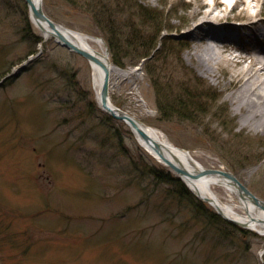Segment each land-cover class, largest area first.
<instances>
[{
	"label": "rangeland",
	"instance_id": "rangeland-1",
	"mask_svg": "<svg viewBox=\"0 0 264 264\" xmlns=\"http://www.w3.org/2000/svg\"><path fill=\"white\" fill-rule=\"evenodd\" d=\"M99 1L114 14L122 43L138 46L137 37L147 40L164 28L161 51L151 60L132 66L139 46L124 50L125 67L114 65L110 77L112 104L205 169L232 173L264 202V125L245 122L237 108L234 93L247 78L246 65L224 62L230 54L222 48L264 49L263 36L241 27L258 5L247 12L236 2L230 10L234 0H219L226 5L213 15L228 16L232 26L191 30L215 17L210 7L191 0ZM89 2L43 0L42 8L57 25L102 38ZM140 6L150 16L139 15ZM205 32L216 53L194 46ZM7 75L0 84V264H264L263 236L212 224L192 199L213 209L194 195H175L159 175H176L125 124L101 123L107 114L95 101L88 62L44 40L22 0H0V81ZM196 79L210 89L206 96ZM179 99L183 114H159L161 104ZM213 192L244 214L225 190Z\"/></svg>",
	"mask_w": 264,
	"mask_h": 264
},
{
	"label": "bare ground",
	"instance_id": "bare-ground-1",
	"mask_svg": "<svg viewBox=\"0 0 264 264\" xmlns=\"http://www.w3.org/2000/svg\"><path fill=\"white\" fill-rule=\"evenodd\" d=\"M34 2L38 0H33ZM208 0H191V2H199V5L201 7H210L209 12L212 13V16L214 14L215 8L219 10H223L222 6L226 5V2H221L219 0H212V4H209L207 2ZM235 4L230 7V10H233L237 8L236 2L239 6H243L242 9H245L248 12V9H250L252 6L255 7L258 5L256 12L249 14L248 17H252L251 19L245 21L244 25L241 27L243 29L250 28L253 31V35H261L264 37V0H234ZM189 3V4H190ZM211 5V6H210ZM257 15V16H256ZM259 15V16H258ZM262 15V16H261ZM204 16V15H203ZM232 21L228 20V16H226V19H222L221 17L218 18V16L213 17V19L210 18H203L202 20H199V22L192 25L191 30H194L197 28V30L200 29L203 25H208L212 29L216 28L217 26H221L224 24H232ZM32 25L37 28L38 30V24L31 19ZM41 26L44 28V33H41L44 40H47L49 38H53L51 36V32L48 30L47 26L45 24H41ZM232 26V25H231ZM60 32L68 39L72 44L86 50L90 54L94 55L96 58L100 59L101 61H104L105 63H109L110 61L107 58L105 48L103 45V42L93 36L85 35L78 33L73 30L66 29L64 27H59ZM208 32L204 33L197 44H195V47H204L203 53H214L215 49L212 46L213 44L209 43L206 39L208 37ZM215 37V35H212ZM222 48L226 49L224 52H229L230 57L224 58V62H227V60H230L234 64H245L246 68L243 69L245 74L247 75L246 80L239 86L237 91L234 93V98L237 102V108L240 110H243L244 118L246 119L245 122L252 120L256 122L257 126L264 125V49L257 50L255 52L247 51L244 52L242 49L238 46L232 47L228 45H222ZM216 53V52H215ZM202 55V51H201ZM200 56V54H199ZM201 58V56L199 57ZM211 58V56H210ZM89 69H90V75H91V89L95 97V101L99 108L107 113L110 114L112 112H115L116 114H119L117 111H110L109 109H102L99 104V94H100V88L103 80V74L101 68L96 65L93 62L88 63ZM110 77L112 73L117 72V68L110 63ZM234 85L240 83V79L237 81L234 80ZM233 97V96H232ZM113 104L110 101V108H113ZM120 112L130 116L132 119H134L136 122L143 124L140 120H138L136 117L132 116L128 112H125L123 110H120ZM146 128V132L155 140H158L160 142V145L163 148L164 155L168 157L172 162L177 164L178 166L188 170L191 173H197L201 169H203V166H201L197 161H195L191 155L186 153L185 150H182L181 148L175 147L172 144L166 142L163 139H160L159 135L155 130H153L150 127H147L144 124ZM134 136L136 138L137 143L141 148H143L150 156H152L157 162L158 157L148 148L145 146V144L140 141V139L136 136L134 133ZM193 160H192V159ZM183 181L185 182L187 188L191 190L193 193L197 194L202 200L204 201H210L211 202V208L219 210L225 217L234 220L238 223H244L247 224L248 228L252 230L253 232L261 235L264 237V212L255 206H253L249 202L240 203L239 207L242 210H247L244 212L243 215H239L235 212L234 207L229 204L222 203L218 197L213 192L214 187H220L227 195L232 198H236V192L232 188V186L227 182V180L223 177L216 176V175H206L204 177H201L198 180H191L187 178H183Z\"/></svg>",
	"mask_w": 264,
	"mask_h": 264
},
{
	"label": "water",
	"instance_id": "water-1",
	"mask_svg": "<svg viewBox=\"0 0 264 264\" xmlns=\"http://www.w3.org/2000/svg\"><path fill=\"white\" fill-rule=\"evenodd\" d=\"M25 4L27 5L31 19L34 20L37 24L39 29L44 32V28L41 26V24H45L48 28V30L51 32L50 34L57 40V42L70 50L71 52H74L78 54L79 56L83 57L89 62H93L96 65H98L103 73V80L100 88V105L103 109H109L110 111H117L119 114H116L115 112H112L110 116L116 120L123 121L127 124L129 129L136 133L139 139L148 146L158 157L159 159L167 165L170 169H172L180 178H187L191 180H198L201 177H204L206 175H216L223 177L227 180V182L232 186L234 191L236 192V198L240 203L249 202L256 208L262 210L264 212V202L256 197L250 190L247 189L234 175L228 171H222L219 169H202L197 173H191L188 170L174 164L166 155H164L163 148L160 145V142L153 139L147 132L144 125L136 122L134 119H132L130 116L120 112L118 108H110V102H109V96H108V90H109V66L104 61H101L100 59L96 58L94 55L90 54L86 50L72 44L59 30V25L54 23L52 20H50L45 13L42 10V0H38L34 2L33 0H23ZM211 203L210 201H207ZM247 211V210H246ZM244 210V212H246ZM247 213V212H246ZM217 214L220 215L224 220L228 221L231 224L237 225L241 228H248L247 224L244 223H238L234 220H231L217 210Z\"/></svg>",
	"mask_w": 264,
	"mask_h": 264
},
{
	"label": "trees",
	"instance_id": "trees-1",
	"mask_svg": "<svg viewBox=\"0 0 264 264\" xmlns=\"http://www.w3.org/2000/svg\"><path fill=\"white\" fill-rule=\"evenodd\" d=\"M106 5L107 4L104 3V6H103L99 0H91V2H89V6L92 7L91 12H92L93 19L95 21V25L98 26V28L100 29L102 38L104 39L107 49H108L110 59L116 66L125 67V64L123 63V60L127 58V55L125 54L126 51H124L125 49L130 50V51L132 49L137 50V47L139 46L138 54L139 53L140 54L138 56L136 55L137 56L136 60L133 63H131L132 66L138 65V63H140L141 60L147 59L148 57H149V60H151L153 56H157L159 54L161 49L157 47H159L160 44L162 46V41L161 40L159 41V38L164 28L157 29L153 34L151 33V36L147 40H143V41H141L140 38L138 37L136 38L135 34H133L132 32V38L134 37L136 38L135 42L138 43L139 41L138 46L133 47L131 43H127V42L122 43L121 37H120L121 32L118 31L117 27H115V24L113 21L115 19L114 14L112 13L111 9ZM96 6H98L97 9H96ZM137 9L139 11V15H141L142 17L150 16V12H148V9L141 8V6L139 8L137 7ZM149 28L151 29L152 27H149ZM152 29L154 31V28ZM149 63L150 62H148L146 66H148ZM146 72L148 71L146 70ZM148 74L150 78H152V80L154 81V78L152 77L153 75L149 72ZM196 82L197 84L196 83L195 84L197 85V88H199L198 90L200 91V93L206 96L205 93L209 91L210 89H206V87L201 86L202 84H199V81H197V79H196ZM183 95L188 96L186 92ZM171 104L169 106L168 104L167 105L161 104L158 107L159 114L167 118L169 116L183 114V112H185L187 108L186 103L181 101L180 99L177 101H174V104L173 102ZM195 110H200L198 109V105L197 107H195ZM104 122L112 123L113 121L106 115L102 114L101 123H104ZM116 138L118 139L119 136H117ZM159 178H161L162 182L169 184L170 186H173V193L177 195L178 197L191 199L190 198L191 194L187 191V189L178 179L171 178L169 177V175L167 174L163 175L162 173L159 175ZM192 200H193L192 204H193L194 210L198 212L199 214H203L207 219L210 220L212 224H217L218 221L225 225L228 224L222 221L217 215L206 212V210L202 207L200 203H198L194 199Z\"/></svg>",
	"mask_w": 264,
	"mask_h": 264
}]
</instances>
